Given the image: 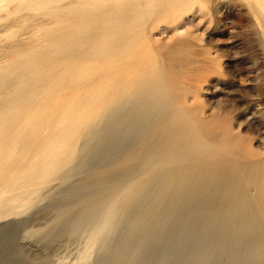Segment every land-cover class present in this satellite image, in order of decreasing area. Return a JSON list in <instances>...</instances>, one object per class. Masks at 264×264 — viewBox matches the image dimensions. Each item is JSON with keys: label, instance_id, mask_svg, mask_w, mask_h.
I'll list each match as a JSON object with an SVG mask.
<instances>
[{"label": "bare ground", "instance_id": "obj_1", "mask_svg": "<svg viewBox=\"0 0 264 264\" xmlns=\"http://www.w3.org/2000/svg\"><path fill=\"white\" fill-rule=\"evenodd\" d=\"M208 1L0 0V221L28 214L4 258L47 209L29 235L76 239L73 264H264V152L189 104L167 53L141 59ZM246 9L264 54V0Z\"/></svg>", "mask_w": 264, "mask_h": 264}, {"label": "rangeland", "instance_id": "obj_2", "mask_svg": "<svg viewBox=\"0 0 264 264\" xmlns=\"http://www.w3.org/2000/svg\"><path fill=\"white\" fill-rule=\"evenodd\" d=\"M247 1L224 0L215 8V0H209L204 11L186 13L179 24L180 35L171 23H160L147 33L149 44L141 47L140 54L143 60L150 56L159 61L160 53H167L176 77L192 84L189 104L214 113L218 124L231 123L235 134L251 139V146L264 152V54L251 26ZM27 216L11 214L0 224ZM50 217L47 209L38 210L27 223L11 227L10 250L16 255L4 258L0 252V264H36V257L42 255L53 264L75 263L80 248L76 239L44 243L29 235Z\"/></svg>", "mask_w": 264, "mask_h": 264}]
</instances>
